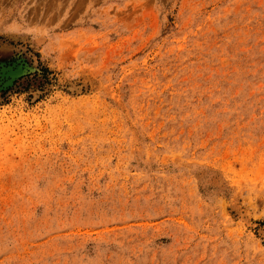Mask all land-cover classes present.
Wrapping results in <instances>:
<instances>
[{"label": "rangeland", "instance_id": "374dc122", "mask_svg": "<svg viewBox=\"0 0 264 264\" xmlns=\"http://www.w3.org/2000/svg\"><path fill=\"white\" fill-rule=\"evenodd\" d=\"M0 264H264V0H0Z\"/></svg>", "mask_w": 264, "mask_h": 264}]
</instances>
